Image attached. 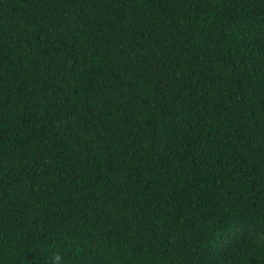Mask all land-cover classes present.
<instances>
[{
  "label": "trees",
  "instance_id": "obj_1",
  "mask_svg": "<svg viewBox=\"0 0 264 264\" xmlns=\"http://www.w3.org/2000/svg\"><path fill=\"white\" fill-rule=\"evenodd\" d=\"M264 264V0H0V264Z\"/></svg>",
  "mask_w": 264,
  "mask_h": 264
},
{
  "label": "clouds",
  "instance_id": "obj_2",
  "mask_svg": "<svg viewBox=\"0 0 264 264\" xmlns=\"http://www.w3.org/2000/svg\"><path fill=\"white\" fill-rule=\"evenodd\" d=\"M55 259H56V261H57V264H58V262H59V260H60V257H59V256H57V257H55Z\"/></svg>",
  "mask_w": 264,
  "mask_h": 264
}]
</instances>
